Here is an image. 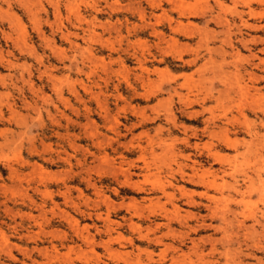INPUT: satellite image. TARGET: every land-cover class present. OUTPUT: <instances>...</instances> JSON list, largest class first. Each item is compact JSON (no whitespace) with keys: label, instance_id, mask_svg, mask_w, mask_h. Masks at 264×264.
Listing matches in <instances>:
<instances>
[{"label":"rangeland","instance_id":"374dc122","mask_svg":"<svg viewBox=\"0 0 264 264\" xmlns=\"http://www.w3.org/2000/svg\"><path fill=\"white\" fill-rule=\"evenodd\" d=\"M173 1L185 3L190 11L179 15L166 0H0V264H157L159 260L171 264V258L180 260L182 256L179 264H264V114L258 109L264 104V72L253 70L262 78L252 84L259 87L260 96L250 90L241 101L246 102L241 103L232 95L235 101L221 100L215 111L219 120L214 123L229 130L235 148L224 145L223 133L222 141H214L206 131L201 133L206 123L211 125L205 123L208 113L190 122L187 113H201L202 105L187 112L176 98L170 105L166 100L171 92L165 84L175 78L171 83L174 88L182 82V74L201 68L205 59L187 69L193 58L190 49H197L196 33L206 31L208 47L216 50L224 39L225 19L230 21L232 34L236 29L240 32L232 36L233 52L240 56L237 64L247 59L250 64L244 63V67L253 69L257 59H264L260 52L264 45L255 44L258 38L264 39V18L242 15L250 24L243 28L236 17L231 21L230 13L220 11L217 2L228 7L229 0ZM251 9H264V3L252 4ZM236 10L246 12L240 5ZM218 13L223 18L219 25ZM164 15L192 25L188 29L193 36L174 35ZM170 38L177 44L166 55ZM198 51L206 53L204 48ZM212 55L219 65L221 58L217 53ZM226 60L232 62L230 56ZM210 66L212 63L207 64ZM224 71L233 69L225 67ZM140 74L149 80L145 85L136 79ZM242 76L251 86L245 72ZM192 77L191 84L197 83V75ZM221 89L218 84L212 95L217 97ZM215 105L211 98L203 108ZM167 109L171 110L168 114ZM135 110H142L151 121L141 122ZM112 119L118 121L119 138L110 130ZM228 119L236 121L233 126L226 125ZM213 127L210 130L218 133L219 128ZM146 137L167 143L189 137L187 149L176 143V158L180 162L189 157L188 165L214 170L221 189L213 195L221 200V207L227 204L225 212L220 211L222 223V217L210 219L207 208L186 204L178 188L196 193L201 189L187 185L178 175L172 179L164 166L171 156L163 155L159 148H154L159 170L151 168L146 182L145 172L130 170L131 181L139 182L141 191L123 185L120 174L114 176L118 163L136 162L140 155L137 148L125 149L122 144L134 138L144 145ZM212 142L222 161L209 154L214 151ZM103 152L114 166L100 161ZM168 181L171 188L168 186L166 192L173 200L153 189L152 184L167 185ZM193 199L206 204L196 195ZM106 202L114 208L108 209ZM171 204L179 216L203 217V225L208 226L192 232V227L197 230L195 220L180 225L173 219ZM248 210H254L253 218L244 219L241 214ZM106 214L109 223L104 221ZM129 219L136 229L130 230ZM145 235L149 240L142 238ZM155 237L161 238V244L153 241ZM147 252L151 253V263L147 262Z\"/></svg>","mask_w":264,"mask_h":264},{"label":"bare ground","instance_id":"6f19581e","mask_svg":"<svg viewBox=\"0 0 264 264\" xmlns=\"http://www.w3.org/2000/svg\"><path fill=\"white\" fill-rule=\"evenodd\" d=\"M168 3L172 4L175 9L179 12V15H180V12H183L186 11H190V9L188 10V8L186 7L185 3H177V2H174L173 0H166ZM230 1V4L228 7L225 6L224 4L217 2L218 4V7L221 8L220 11L221 12H228L230 13L231 15V21L233 19V17H236L238 19V24L240 26H242L243 28L245 27H250V24L247 23V20L248 19H244L242 18L241 16L242 15H245L247 14L249 18H252V19H263L264 18V9H261V10H255V9H251V5L252 4H262L264 3V0H229ZM26 2V1H25ZM216 2V0H215ZM214 2V3H215ZM216 4V3H215ZM237 5H240V7L246 9V12L245 11H237L236 10V7ZM195 9V7H194ZM202 11V10H201ZM201 11H198L199 13H202ZM259 11H262V12H259ZM194 12V11H193ZM198 13V14H199ZM182 14V13H181ZM194 14H196V12H194ZM31 15V14H30ZM193 15V13H192ZM197 15V14H196ZM202 15V14H201ZM162 16V14H161ZM160 16V18H161ZM165 16V15H164ZM163 16V17H164ZM162 17V18H163ZM166 20L165 22H167L169 28L171 29L172 33L174 35H183V36H186V37H190V36H193L194 33H191V31H189L188 27L189 26H192L190 24H186V25H183L180 21H174L172 18L170 17H166ZM216 18L218 19V23H216L217 25H219V22L221 23V20L220 19H223L219 13L216 15ZM235 18V19H236ZM158 20V19H157ZM156 20V21H157ZM214 20V19H213ZM212 20V21H213ZM216 20V19H215ZM214 20V21H215ZM223 21V20H222ZM226 21L227 23V26L226 28H224L222 31L223 33V36H224V39H221V46L216 49V50H213V49H210L208 47V43H209V40H208V35L206 34L207 32L206 31H201L198 30L197 31V36H198V41H197V49H190L192 55H193V58L188 61V67L187 69H190L192 66H195L196 63L200 60V59H205V62L201 65V68L193 71L192 73L190 74H182L180 77L182 78V82L179 83V84H176V87H172L171 86V83L172 81H174L175 78H172L171 80L165 82V84H167L168 86V89L169 91L171 92L170 93V97H169V100H166V101H169L170 105H173L174 104V98L177 99V102L178 104H180V106L182 107V111L183 112H187L189 109H192L193 107L195 106H198V105H202V112L201 113H198L196 111L194 112H188L187 114L190 116V122H196L197 121V118L202 115L203 113H208L209 114V117L206 119L205 123L206 122H210V126L205 125L204 123V128H202V131L201 133L203 132H208L209 135H210V138H214L215 140L214 141H220L222 139V133L224 135L223 137V143L224 145L230 147V148H235L237 146L236 143H233L229 137V133H228V129L226 127H218L217 124H215L214 122L216 120H219L217 119L218 118V115L215 114V111L216 110H219L217 109L218 107H220V103L219 101L223 100V101H232L233 97L232 95H234L235 97H238L236 100H239V102H241L242 100H244V98H247L249 95H250V90H253L254 92L252 93H255L256 96H260V93L258 92L259 90V87H255L252 86L253 82L255 84H258L260 81H261V76H258L257 74L254 73V69L255 70H262L264 72V59H257V64L254 63V67L253 69H248L246 67H244V63L247 64V66H249L250 64V61L245 59L244 62L239 66L237 64V60H238V63L240 62V56H238V53L234 54L233 52V46H232V36H239L240 32L238 29H236V31H234V33L232 34V31H231V24L229 23L230 21L229 20H224ZM161 22H162V19H161ZM159 23V22H158ZM157 23V24H158ZM172 23H175L174 27L172 26ZM222 24V23H221ZM220 24V25H221ZM234 24V23H233ZM232 24V25H233ZM56 27V26H55ZM236 27V25H235ZM256 27V26H255ZM237 28V27H236ZM258 28V26H257ZM256 28V29H257ZM264 28V25H262L261 29ZM247 29V28H246ZM233 30V29H232ZM253 30V29H252ZM154 31V34L155 35H160V33H157L155 30ZM213 33V32H212ZM161 36V35H160ZM212 37V36H210ZM161 38V37H160ZM243 38V37H242ZM157 39L158 36H157ZM20 40V39H19ZM168 40V39H167ZM253 40H257L256 38H254ZM162 41V40H161ZM243 46L244 49H246V44L249 43V41L245 40L246 41V44H244L243 40H240ZM170 47L168 49H166L165 54L168 55L169 53H171V47L173 49V46L174 44L176 43V40L173 39V38H170ZM261 42L263 45H264V39L263 38H258V42L256 41V43H259ZM260 43V44H261ZM15 44V43H14ZM168 44V43H167ZM177 44V43H176ZM175 44V45H176ZM146 46V45H145ZM169 46V44H168ZM167 46V47H168ZM241 46V45H240ZM180 47V46H178ZM178 47H176V49H178ZM225 47L227 49L230 50V53L228 54V50H225ZM149 48V47H148ZM198 48H204V51L206 52L204 55H201V53H198ZM182 49V48H181ZM181 49H178V50H181ZM169 50V51H168ZM176 50L177 52V58L179 60L182 59V55L181 53ZM186 50V49H185ZM247 50V49H246ZM189 51V52H190ZM185 52V51H183ZM239 52V51H238ZM262 54L264 53V47L261 49L260 51ZM212 53L215 55L217 53L216 56L220 57L221 58V63H218L214 61V56L212 55ZM164 54V55H165ZM183 54V53H182ZM230 56L232 58V62H227L226 58ZM238 56V57H237ZM87 57V56H86ZM206 57V58H205ZM238 58V59H237ZM251 59H256L255 56L251 55L250 56ZM237 59V60H236ZM183 62V61H182ZM186 62V61H185ZM212 63V66H210L211 68L209 69V67H207V64H210ZM138 64H139V68L144 71L145 67L143 68L142 67V62L140 60H138ZM225 67H231L233 69L232 72L230 73H227L224 71V68ZM139 69V70H140ZM210 70V71H208ZM156 71V69H155ZM245 72V75L248 77V80L249 82H251V86H248L245 82V79H244V76H242V74ZM145 72V71H144ZM160 73V72H159ZM194 75H197L198 79H197V83H193L191 84V77L194 76ZM210 76V77H209ZM193 78V77H192ZM137 81L139 80L142 84L141 85H145V81L146 82H149L148 79H144V77H142V74L138 75L136 77ZM170 79V78H169ZM127 83V82H126ZM162 83V82H161ZM152 84V83H151ZM160 84V83H159ZM219 84L223 86V89H221L222 91H219L217 92V97L212 95V90L217 87V85ZM83 86V85H82ZM128 86V85H127ZM130 86V85H129ZM128 86V87H129ZM151 87V85H148ZM153 86V85H152ZM29 87V86H28ZM131 87V86H130ZM129 87V88H130ZM157 88V87H156ZM159 91H161V88H158ZM144 90V89H143ZM32 91V90H31ZM145 91V90H144ZM147 91V90H146ZM145 93V92H144ZM154 93V92H152ZM251 93V94H252ZM91 96V95H90ZM148 96V95H147ZM146 96V98H147ZM142 97L143 94H142ZM234 97V99H235ZM253 98V96H251ZM251 97H250V100H251ZM116 98V97H115ZM211 98H214V100L216 101L217 105H215L214 107L212 108H208V109H204L203 108V105L206 103V102H209V100H211ZM233 99V100H234ZM162 100V99H161ZM235 101V100H234ZM233 101V102H234ZM232 102V103H233ZM243 102H246V101H243ZM241 102V103H243ZM250 102V101H249ZM167 103V102H166ZM230 103V102H229ZM248 103V102H247ZM259 104V103H258ZM263 104V103H262ZM259 105L260 107L258 108L260 113L264 114V104L263 105ZM237 105V104H236ZM249 105V104H248ZM254 105V104H253ZM257 105V104H256ZM102 106V105H101ZM242 109L244 107V105H240ZM243 106V107H242ZM246 106V105H245ZM251 106V105H250ZM227 106H225L226 108ZM223 108V107H222ZM253 108V107H252ZM254 108L255 105H254ZM161 109V108H160ZM227 109V108H226ZM105 111V109H104ZM124 111V110H123ZM142 111V110H141ZM137 112L136 110L133 111L135 115L139 114L140 115V118H141V122H145V121H151V119H149L148 117H146L144 115L143 112ZM156 112H158L156 109L154 110ZM171 110L170 109H167V114L168 112H170ZM242 112V111H241ZM105 113H109V112H105ZM172 114V113H171ZM110 115V114H109ZM224 116V115H223ZM173 117V116H171ZM170 117V118H171ZM241 117L243 118L244 122L246 123V118L244 117V114L241 113ZM113 118V117H111ZM166 118V117H165ZM173 119V118H172ZM204 119V120H205ZM105 120L107 121L108 120V115H106L105 117ZM155 120V119H154ZM169 120V117L167 119V121ZM242 120V121H243ZM174 121V119H173ZM236 122L235 120H230L228 119L227 120V123L226 125H230V126H233V123ZM172 124V123H171ZM111 125V124H110ZM175 125V124H174ZM218 127L219 128V132L218 133H215L214 130H210L212 127ZM118 127V121L116 119H112V126H110V130L112 131V133L114 135H116L118 138L121 136L120 135V132H117L118 130L116 129ZM135 127V126H134ZM213 127V128H214ZM262 128L264 129V124H262ZM209 129V130H208ZM117 130V131H116ZM182 130H184L182 128ZM186 130V129H185ZM183 132V131H182ZM143 133V132H142ZM248 133H250V131L248 130ZM185 134V132H184ZM251 134V133H250ZM141 135V134H140ZM143 135V134H142ZM192 137L195 136V133L191 134ZM253 136H256V134H254ZM252 136V137H253ZM140 137V136H139ZM147 138V137H146ZM175 139V138H173ZM107 140V139H106ZM116 140V139H115ZM189 140V137H185L183 138L181 141H178V140H171L169 143H167V141H162V140H153V139H150V138H147V141L144 143V145L141 143V141H135L134 138H131V140L128 142V144L124 145L122 144V147H124L125 149H128V148H137L139 151H140V155H139V158L138 160L135 161L136 162H130V163H124L123 161L118 163V166L116 168H114V173L116 175H121L123 177V185H126L128 187H131L133 189H136L138 191H141L142 188L138 183H135L133 181H131V176L133 173L130 172L131 169L133 168H136V170L140 171V172H145L146 174L143 175V178L145 180V182L148 180L149 176L148 173H151V168H155L156 171H158V166L156 165L158 162V155L154 154V148H159V150L161 151V153L163 155H169L171 156L170 157V160L171 161H168V163L164 164L165 168H166V171L170 174L171 178L173 179L174 177L173 176H176L178 175L180 177V179H185V182L187 185L189 186H193L195 188H200L201 191L200 192H197L196 191H188L187 189H183L182 187H179L178 188V191L180 192V194L185 197L187 199L186 201V204L192 208H197L199 207V205L203 206L204 208H207V216L211 219V218H214V217H218V218H221L222 219H218L219 221H224V218H223V215L221 213V217H220V211H222L223 213L225 211H223V208L224 210H226V207H227V204H224L222 207L219 205L221 200H219V198L217 199V197H215V195H213V192L215 191H219L221 189V186L218 185L216 183V176H215V172L214 170H211L208 169V170H200L199 168L195 167L194 164L192 163L191 165H188L186 162L190 161V158L187 157L186 159H184L183 161H178V159L176 158V153H175V149H177V145L176 143L179 142V144L183 145V149H187L188 146H190V144H188ZM211 140V139H210ZM111 141V140H110ZM213 141V140H211ZM222 141V140H221ZM102 142V141H101ZM188 142V143H187ZM258 142V141H257ZM98 145L100 146V141L97 142ZM253 143V142H252ZM256 143V142H255ZM207 144L206 143L204 146L207 147ZM211 146H212V149L214 150V148L216 147V145L212 143H209ZM260 144V143H259ZM97 145V146H98ZM118 145H121V143H119ZM195 145V144H194ZM198 145V144H196ZM248 145H251V142L250 144ZM48 146V145H47ZM98 146V147H99ZM195 147V146H193ZM250 148V147H248ZM206 149V148H205ZM210 149V148H209ZM212 151V150H211ZM211 151H208L209 154H211V156L214 158V160L216 161H219L221 160V156L219 155L218 152H216L215 150L213 152ZM100 152V151H99ZM104 154V152H103ZM102 155V154H101ZM160 156V154H159ZM161 159H163V157H160ZM182 158V157H181ZM160 160V159H159ZM100 161L104 162V163H108V165H113V160L111 161V158H109L107 156V154H104L102 157H100ZM163 161V160H162ZM222 161V160H221ZM161 163H164V162H161ZM191 163V162H190ZM215 163V162H214ZM213 164V163H212ZM106 165V166H108ZM160 165V164H159ZM197 165V164H196ZM109 166V167H110ZM123 166H125L123 168ZM171 166H174L171 167ZM163 167V166H162ZM111 169V168H110ZM161 171V170H160ZM258 172V171H257ZM134 175H136L134 173ZM56 176V175H55ZM138 176V175H137ZM168 176V175H166ZM133 177V176H132ZM258 177V176H257ZM220 179V178H219ZM250 180V179H249ZM49 181V180H48ZM221 183V182H220ZM250 184V183H249ZM122 185V184H121ZM153 185V189H155V191H158L160 192L162 195L166 196L167 199L169 198V200H173L174 199V196L173 195H170V194H167L166 192V189L167 187L171 186L170 184V181H168L167 185H164V183H154L152 184ZM224 185V184H223ZM150 186V185H149ZM225 186V185H224ZM171 188V187H170ZM247 193L250 194V192L252 191V185L247 188ZM263 189V188H262ZM254 190V189H253ZM154 191V190H153ZM222 191V190H221ZM43 192V191H42ZM212 192V194L210 193ZM264 192L263 190L261 191V193ZM221 192H219L218 194H220ZM24 194V193H23ZM95 194V193H94ZM260 194V193H259ZM196 195V197L201 201V200H204L206 202V204H203L200 203V202H196L193 198L194 196ZM264 195V194H263ZM100 196V195H99ZM226 198V197H225ZM243 198V196H242ZM263 198V197H262ZM224 199V198H223ZM264 199V198H263ZM228 201V200H226ZM230 201V200H229ZM264 201V200H263ZM149 202L151 203L150 199H149ZM159 202V201H158ZM157 202V203H158ZM225 202V201H224ZM231 202H233V199H231ZM242 202V199L240 201V203ZM108 202H106L107 204ZM134 203V202H133ZM136 203V202H135ZM208 203V204H207ZM127 204V203H126ZM153 204V203H152ZM151 204V205H152ZM213 204V206H211ZM120 205V204H119ZM123 205V204H122ZM122 205L121 206V209L124 208ZM129 205V204H128ZM135 205V204H134ZM172 208L174 209L173 211V219L174 220H179L180 222V225H187V220L189 219H192V220H195V222L197 223V230H194V228L192 227L191 231L194 232V231H199L204 225H203V221L205 219H203V217H195V215L193 214H187V217H184L183 216H179L180 213H177V208L174 206V204H171ZM106 206V205H105ZM115 206V205H114ZM114 206L112 207L111 203L109 202L107 204V207L108 209L111 208L113 209ZM133 206V205H131ZM138 205H136V208H137ZM126 207L127 205L125 206V210H126ZM130 208V205L128 206ZM140 207V206H139ZM154 207V206H153ZM150 208V207H149ZM116 209V208H115ZM114 209V210H115ZM143 209V207L141 208V210ZM138 210V209H137ZM140 210V209H139ZM145 210V209H144ZM152 211V210H151ZM134 212V211H133ZM170 212V211H169ZM253 212L254 210H248L247 212L245 213H242L241 216L244 218V219H247V218H253ZM109 213V212H108ZM226 213H228V211H226ZM152 214V213H151ZM159 214V213H158ZM167 214V213H166ZM231 214V213H230ZM140 215V214H139ZM138 215V216H139ZM135 216V214H134ZM142 216V215H140ZM170 213H169V216L168 218L170 219ZM99 217V216H98ZM108 217H109V214H106L105 216V220L104 221H108ZM137 217V215H136ZM167 217V215H166ZM125 218V217H123ZM144 218V217H143ZM100 220V219H99ZM124 220V219H123ZM130 221V224L128 227H130V230L132 228V230H134V228L136 229L137 226H135L131 220L129 219ZM227 221V220H226ZM225 221V223H226ZM235 221H238V220H235ZM243 221V220H242ZM173 222V221H172ZM224 223V222H223ZM224 223V225H225ZM238 223V222H236ZM229 224V223H228ZM243 224V223H241ZM239 225V224H238ZM244 225V224H243ZM159 226V225H157ZM156 226V227H157ZM166 226L170 227V223L166 224ZM208 225L204 226V227H207ZM210 227V226H209ZM208 227V228H209ZM226 228V227H225ZM243 228V227H241ZM203 229V228H202ZM221 229V228H220ZM224 229V228H223ZM222 229V230H223ZM108 230V229H107ZM112 230V229H111ZM204 231V230H203ZM225 232V231H224ZM196 233V232H195ZM231 233V231H230ZM147 234V233H146ZM167 234V232H166ZM228 234V233H227ZM225 235V234H224ZM231 235V234H230ZM163 236H166V235H163ZM173 236V235H172ZM237 236V235H236ZM116 238V237H115ZM143 239H146V240H149L148 236H142ZM156 238V237H155ZM200 240V239H199ZM209 240V239H207ZM211 240V239H210ZM232 240V239H231ZM152 241V240H150ZM153 241H155L157 244L160 243L161 244V238H156L154 239ZM192 241V240H191ZM190 241V242H191ZM209 242V241H208ZM211 242V241H210ZM191 244V243H190ZM205 244V243H204ZM163 245V243H162ZM193 245V243H192ZM106 246V245H105ZM107 247V246H106ZM166 248V246H165ZM191 249V248H190ZM194 249V247H193ZM196 249V248H195ZM212 250V249H211ZM116 251V250H115ZM195 251V250H193ZM165 253V252H164ZM196 253V252H195ZM231 255V254H230ZM162 256V255H161ZM146 257L148 258L147 262L151 263L153 262L152 261V258H151V253L147 252L146 253ZM164 257V256H162ZM183 258V256H182ZM181 258V259H182ZM14 259V258H13ZM178 260L177 257L174 258H171L170 261L172 260L171 264H179L180 261L182 260ZM163 260V259H162ZM184 263V262H183ZM208 263V262H207ZM157 264H162V261H157Z\"/></svg>","mask_w":264,"mask_h":264}]
</instances>
